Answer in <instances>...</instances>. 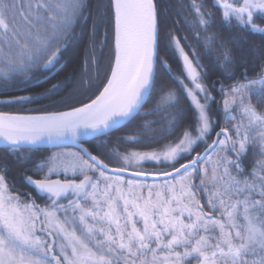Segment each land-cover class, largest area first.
<instances>
[{"label":"snow or ice","instance_id":"obj_1","mask_svg":"<svg viewBox=\"0 0 264 264\" xmlns=\"http://www.w3.org/2000/svg\"><path fill=\"white\" fill-rule=\"evenodd\" d=\"M213 6L224 25L264 36L257 23L264 21V0H214ZM109 7L108 68L103 78L98 67L95 78L83 82V99L68 110L40 115L0 112V144L19 163L30 162L23 154L45 142L71 140L80 146L79 152L46 157L24 176L46 197L43 208L34 199H23L25 194H14L8 167L0 168V264H264V65L250 79L243 55L237 58L230 47L238 43L235 35L207 34L215 24L213 13L192 0L195 27L206 33H197L198 46L209 58L219 50L213 66L226 81L235 80L227 89L221 84L226 123L220 126L211 116L216 98L205 83L200 52L190 48L178 28L161 36L156 0H111ZM87 9L86 0H0V80L32 79L40 70L56 68ZM98 34L94 20L86 65L99 64ZM107 43L105 32L101 53ZM162 47L182 63L180 76H173L160 57ZM157 66L176 88L141 117L144 106L165 87L157 83ZM237 68L243 69L239 80ZM183 99L191 102L193 123L158 150L113 149L101 156L83 147L87 138L98 139L137 119L144 120L139 127L147 135L153 130L147 117L160 115L162 106L175 109L168 139L186 117ZM30 100L21 96L6 103ZM217 126L220 131L209 145ZM143 142L140 133L125 140ZM201 143L203 155L196 152ZM250 149L256 158L246 168L243 160ZM148 162L165 170L147 172L143 165ZM129 172L153 181L126 179Z\"/></svg>","mask_w":264,"mask_h":264},{"label":"trees","instance_id":"obj_2","mask_svg":"<svg viewBox=\"0 0 264 264\" xmlns=\"http://www.w3.org/2000/svg\"><path fill=\"white\" fill-rule=\"evenodd\" d=\"M213 0H197L204 4V10L206 12H212L211 17L215 24L209 29L207 34L219 33L221 38L228 35H235L237 44L230 45L233 48L234 55L239 58L243 55L248 70V76L251 79L254 77L264 65V36L259 33L251 32L250 30H240L233 26H227L223 24L221 12L215 8L212 4ZM110 2L111 0H86L88 5V15L77 27V36L72 40L63 50V56L60 63L56 68L52 70L43 69L36 73L32 79L17 78L15 80L5 82L0 80V112H8L13 114H27V113H44L45 111H65L68 110L70 105L77 104L79 100L84 98L83 82L89 78H95L97 75V68L103 69L99 72L101 78H103L104 72L107 71L108 62L112 53V28L110 24H106V21L110 19ZM159 5L160 20H161V36L167 30L178 28L181 36H187V44L190 48L196 49L200 52L204 65V72H207V78L205 83L209 86V90L213 95H216V99L221 94L218 92L220 85L223 83L225 88L235 80H225L224 75H221V69L213 66V62L216 59V51L214 50L212 58L204 55V50L198 46L196 39L197 33L200 37L206 35L202 29L195 27V16L191 12L190 6L192 0H156ZM97 23V43H96V55L99 57V64L95 65L89 61L86 65V51L91 52L89 48V39L92 33L93 21ZM257 23L264 27V21L257 20ZM105 32L108 33V43L103 48L101 53L100 42L103 40ZM202 43V40H201ZM190 49H186L189 51ZM160 57L167 60L169 68L171 69L173 76H180L182 73V63L177 57L171 55V53H165L162 50ZM222 63V62H221ZM255 69V71H253ZM161 69L157 66V83L159 79L165 78L167 81V88L165 91H160L153 96L152 100L146 104L141 111V117L144 116L150 109L156 106V102L160 97L164 95L169 89H175L176 83L169 79L168 75H161ZM236 80L241 79L240 73L243 69L237 68ZM55 72L54 75H52ZM52 75V76H51ZM51 76L50 78H48ZM186 83H190L185 80ZM215 84V89H212V85ZM53 85L57 87L49 92V89L53 88ZM88 91H91L89 89ZM27 96L31 97L30 101L6 103L7 101H15V98ZM191 102L187 99H183L180 104V108L187 109V114L179 128L176 130L174 136L165 139L168 131V122L175 115V109L168 108L167 111L163 110L160 115L148 116L147 120L152 121L153 130L147 135L140 132V125H143V119H137L128 127H123L120 130L114 131L104 137L91 140L86 143L87 147L94 155H108L113 149H117L120 152L126 151H152L158 150L164 144L174 142L182 133L185 127L193 123L192 120V108ZM211 116L214 122L220 126L225 124L222 100L218 104L213 103L211 105ZM237 117L239 118L238 114ZM220 129L219 126L215 127L211 137L207 143H212L213 134ZM133 133H140L142 141L141 144H126L125 140L127 136ZM151 137H155L159 143L151 140ZM107 144L108 148L97 147V145ZM73 149V148H65ZM56 150L62 149H32L31 152H25L23 155L30 157V162L26 164L19 163L14 156L9 155L4 148H0V168L5 165L8 167L7 177L10 185L14 186L15 193L25 194L23 199H34L40 207H46V197L39 194L31 185H28L25 180V175H32L31 169L35 164L40 163L46 157L53 155ZM76 150V149H74ZM205 150V145L201 143L196 152L201 153ZM195 155V153H193ZM255 154L252 150H249L248 156L243 160L246 168H251L254 163ZM182 162H187L182 161ZM114 166V164H110ZM156 171L165 170L164 167L153 165ZM46 171V169H45ZM155 171V172H156ZM2 174V173H0Z\"/></svg>","mask_w":264,"mask_h":264},{"label":"water","instance_id":"obj_3","mask_svg":"<svg viewBox=\"0 0 264 264\" xmlns=\"http://www.w3.org/2000/svg\"><path fill=\"white\" fill-rule=\"evenodd\" d=\"M55 74V72L52 74V75H54ZM51 75V76H52ZM49 78V77H48ZM10 114H13V113H10ZM41 114H44V113H41ZM18 115H40V113H27V114H18ZM220 131V130H219ZM218 131V132H219ZM112 132H114V131H112ZM112 132H110V133H112ZM109 133V134H110ZM106 136V135H105ZM101 137H104V136H101ZM100 138V137H99ZM217 137H216V135H215V138H214V140L216 139ZM95 138H91V137H89V138H87L84 142H83V147H86V148H88L87 147V145H86V143L87 142H89V141H91V140H94ZM0 148H4V146L2 145V144H0ZM64 148H74V149H77L78 151L80 150V146L79 145H77V144H74L71 140H67V141H64L63 143H47V142H45V143H42V144H40V145H38V146H36V147H34V148H32V149H64ZM89 149V148H88ZM89 151H90V149H89ZM91 152V151H90ZM205 153V150L201 153L202 155ZM93 154V153H92ZM94 155V154H93ZM110 167H112V166H110ZM126 177H131V178H136V179H142V180H151V181H153V177L152 176H149V177H147V178H145V177H132L131 176V174H130V172L129 173H125L124 174Z\"/></svg>","mask_w":264,"mask_h":264},{"label":"rangeland","instance_id":"obj_4","mask_svg":"<svg viewBox=\"0 0 264 264\" xmlns=\"http://www.w3.org/2000/svg\"><path fill=\"white\" fill-rule=\"evenodd\" d=\"M160 83H163L165 86L167 85V81H166L165 78L159 79V84H160ZM220 87H221V85H220ZM166 88H167V86H166ZM225 89H227V88H225ZM164 91H165V87H164L163 92H164ZM220 96H221V98H220ZM220 96H218L219 99H216L215 104H218V103L220 102V100H222V98H223V97H222V93H221ZM225 123H226V121H225ZM228 126H229V128H231V125H230V124H229ZM213 135H214V134H213ZM212 139H213V137H212ZM210 144H211V143H210ZM68 152H79V151L74 150V149H62V150H56L53 154H58V153H68ZM153 165H156V164H155L154 162H148V163H145V164L143 165V170H145V171H147V172H155L156 170H159V169H154ZM157 166L160 167V165H157ZM69 176L71 177V173H69ZM125 178H126V179H136V178L126 177V176H125ZM137 180H139V181H141V182H145V180H142V179H137ZM146 181L149 182V183L152 182L151 180H146ZM64 203H67V200H65Z\"/></svg>","mask_w":264,"mask_h":264},{"label":"flooded vegetation","instance_id":"obj_5","mask_svg":"<svg viewBox=\"0 0 264 264\" xmlns=\"http://www.w3.org/2000/svg\"><path fill=\"white\" fill-rule=\"evenodd\" d=\"M212 4L214 5V0L212 1ZM50 77H51V76H49V78H50ZM220 88H221V87H220ZM220 88L218 89V92L221 94V92H220ZM213 96H215V98H216V95H213ZM220 98H221V96H220ZM142 110H143V109H142ZM142 110H141V111H142ZM122 128H123V127H122ZM122 128H121V129H122ZM219 130H220V129H218V130L214 133V135H213V140H214V138H215L216 133H217ZM77 151H78V150H77ZM203 151H204V150H203ZM203 151H202V152H203ZM202 152H201V153H202Z\"/></svg>","mask_w":264,"mask_h":264}]
</instances>
